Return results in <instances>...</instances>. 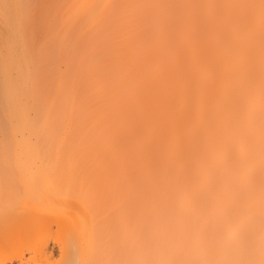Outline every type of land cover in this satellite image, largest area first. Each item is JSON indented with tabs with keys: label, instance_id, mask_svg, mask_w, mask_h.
I'll return each instance as SVG.
<instances>
[{
	"label": "bare ground",
	"instance_id": "obj_1",
	"mask_svg": "<svg viewBox=\"0 0 264 264\" xmlns=\"http://www.w3.org/2000/svg\"><path fill=\"white\" fill-rule=\"evenodd\" d=\"M29 1L0 0V264H264V0H35L31 45Z\"/></svg>",
	"mask_w": 264,
	"mask_h": 264
},
{
	"label": "rangeland",
	"instance_id": "obj_2",
	"mask_svg": "<svg viewBox=\"0 0 264 264\" xmlns=\"http://www.w3.org/2000/svg\"><path fill=\"white\" fill-rule=\"evenodd\" d=\"M29 1V0H28ZM35 0L29 1L25 8V20L20 22V31L22 33V37L26 42L30 45L32 42L42 41L46 35L47 21H45V14L41 10H36L33 8ZM39 4V3H38ZM36 7V6H35ZM13 18L19 21V16L17 14L13 16ZM21 21V20H20Z\"/></svg>",
	"mask_w": 264,
	"mask_h": 264
}]
</instances>
